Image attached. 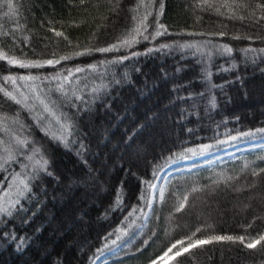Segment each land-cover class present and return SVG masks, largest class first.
I'll return each mask as SVG.
<instances>
[{"label":"trees","instance_id":"obj_1","mask_svg":"<svg viewBox=\"0 0 264 264\" xmlns=\"http://www.w3.org/2000/svg\"><path fill=\"white\" fill-rule=\"evenodd\" d=\"M148 12L144 35L159 25L166 33L121 46ZM111 45L117 49L96 51ZM0 53L25 63L59 60L29 68L0 60V88L21 98L34 81L41 99L63 102L75 125L65 146L0 92V115L18 113L32 125L30 140L51 173L33 181L22 155L0 160V205L11 212L0 214V264H93L120 246L107 264H151L194 232L193 240L244 236L246 243L264 235V102L242 110L252 84L264 82V0H0ZM7 127L0 139L16 134L11 121ZM243 144L171 176L149 211L151 185L165 168ZM17 173L30 191L8 186ZM69 179L85 184L75 190L81 208L73 200L57 205ZM168 264H264V241L247 248L213 240Z\"/></svg>","mask_w":264,"mask_h":264},{"label":"snow or ice","instance_id":"obj_2","mask_svg":"<svg viewBox=\"0 0 264 264\" xmlns=\"http://www.w3.org/2000/svg\"><path fill=\"white\" fill-rule=\"evenodd\" d=\"M9 8L12 7L11 4L8 5ZM140 7V5H138ZM162 11V6H161ZM148 15H151L150 12L146 13V15L143 16V18L139 21L137 27L133 28L131 32H129L128 36L120 41L121 46H128L131 47L134 43L138 42L137 37L140 36L144 40L149 39H155L157 36L164 35L166 33V29L162 32L159 29H163V25H159L158 29L155 31V34H149L144 35L145 32L148 30V25L146 24ZM133 19L135 20L136 17L134 16ZM57 35H61V33H57ZM161 47H167V45H162ZM117 45H111L108 48H100L96 49V51L100 52H106V51H112L116 50ZM226 51H230V49H225ZM148 51H152L149 49ZM86 53H76V55H84ZM133 55H139V53H133ZM69 57H61V59H68ZM128 57H125L124 59H127ZM0 60H7V63L9 65H19L20 67H43L45 64L47 65H54L56 63H59V60H46L44 62H29L25 63L23 61L17 60L15 58H10L6 54L0 53ZM77 72L82 71V69L77 68ZM22 80H34L39 79L38 77H20ZM5 82H11L15 84L16 78L7 76L4 77ZM15 91V90H14ZM14 91H8L6 89L0 88V92L3 93V97H5L7 100H10L14 102L16 105H20L21 108L27 110L30 114H34L33 116V122L36 124L41 131L44 132L46 136H48L51 139H55L58 142H62L65 144V146L68 145L69 137L72 136L75 132V125L73 124L71 118L65 114L62 111L63 102L61 105H56L54 101L41 99L40 95L34 94L32 97L26 96L23 93H19V96L21 98H18L17 94H14ZM35 93V90H33ZM30 99H33L37 101V104L30 105L28 101ZM75 100H82L81 97H74ZM74 101H70L69 103H73ZM11 121L12 124L17 126V132L15 135H11L10 139L4 140L0 139V150L4 153L3 156H0V160L3 161V164H8L10 161L16 160L17 156H23L26 158L30 163L25 164V168L32 169L30 179L35 181L41 179V173L45 175H51V173L47 172V165L48 160L44 157V155L41 153L40 148L35 146V142L30 140L31 132L30 128L32 125H26L21 122L19 114L14 113L11 116L8 115H0V127H3V130L7 133H11V130L8 129L7 125ZM55 125L56 131L52 132L50 126ZM21 133H27V135H21ZM207 147V146H205ZM3 164H0V168H3ZM6 170V169H5ZM5 179H9L8 177H5ZM2 183V182H0ZM13 184L23 185V188L25 190H31L29 186V181L26 179L20 178V174L17 173L10 181H9V187ZM152 188H155V185H151ZM192 191H198V189H192ZM20 195H24V191L20 192ZM163 190H161L158 193V197L160 200H163ZM4 196H8L7 190L4 191ZM157 198V194H153V199ZM184 200H187V195L184 196ZM120 203L119 198L117 199V204ZM20 201L17 200L13 203V207L19 206ZM184 203H181L179 207L176 208V211H180L183 209ZM18 211H23L22 208H17ZM0 214H7L11 215V212L9 211L8 207H5L3 205H0ZM201 229H196V232H200ZM196 233L194 232L192 236L186 237L184 240H178L176 243L172 244L170 248H168L167 251L163 253V256L158 257L157 260H153L152 264H166L167 259H173L174 257H169V253L172 252L173 249H177L174 256H180L184 253H187L190 251V249L197 248L199 246H202L204 244L211 243L213 240L215 241H239L241 244H244L247 248H254L257 244H259L261 241H264V235H260L258 239L254 240L253 242H247L245 241L244 236L239 237H233V236H213L210 239L207 240H201L196 239L193 240V236H195ZM13 239H18V247H21L24 244L23 238H16L13 237ZM186 241L187 246L186 247H180L177 246H183L185 245Z\"/></svg>","mask_w":264,"mask_h":264},{"label":"rangeland","instance_id":"obj_3","mask_svg":"<svg viewBox=\"0 0 264 264\" xmlns=\"http://www.w3.org/2000/svg\"><path fill=\"white\" fill-rule=\"evenodd\" d=\"M32 83L33 84H26L24 86V88H23L26 96L32 97L34 94H38L39 95L40 89H39L38 85L34 81H32ZM33 90H35V93H34ZM250 90H251V93H252L251 96H252V101L253 102L252 101L251 102L248 101L247 104H246V107L242 108V110L244 112H247V113L249 112V108L250 109L256 108V105H255L256 103L264 102V82L261 81V82H257V83L252 84ZM134 101L139 102V100L136 99L135 97H134V100H132L133 104H134ZM30 102L33 105L37 104V101H35L33 99H30ZM151 104L152 103H147L146 102V104H144L145 109L148 108L149 106H151ZM107 121H108V119H107ZM242 146H244V144L243 145L234 146V147H230V148H226V149H224L222 151H216L214 153H207V154L202 155L200 157L193 158V159H188V160H185V161H182V162H179V163L172 164L169 167H167L159 175V177H158V179H157V181L155 183L156 187L153 188V190H152V198H151V202H150V208L152 207V205L154 204V202L156 200V199H153V194H157V197H158V193L161 190L164 189L167 180L171 176H173L174 174H176L177 172H179L181 170H191V169H193L194 168V164H196V163L205 162V161H215V160H219V159H221V158H223L225 156L233 155ZM103 162H105L104 159H103ZM101 170L105 171L102 168H101ZM164 171H166V172L164 173ZM62 173L65 175L64 177H66V173L65 172H62ZM95 182L97 184V180ZM83 185H85V184H82L80 182H77V181H74V180H71V179H69V181L67 182L65 187L60 185L59 188H58V190L60 191V194H58V199L56 200L57 201V205H59L63 209L65 203H67L69 200H73L75 202L74 205L76 207H78V208H81L84 199L81 200V201H77V199L75 197V190H77L76 187H82ZM86 187H87V191H89V194L91 195V197L97 199L99 194L94 191V185L93 186L92 185L91 186L86 185ZM93 203H95V200L94 201L91 200L90 205L93 204ZM77 219L79 220V217H77ZM49 222L50 223L52 222L50 218H49ZM75 224L76 223H74L72 225H75ZM120 249H121V246L118 247L117 249H115L114 251L110 252V253L102 255L101 257H99L94 262V264H107V263H109L110 262L109 257L111 255L117 253ZM174 254H175V251L172 250V252L169 253V257H175ZM171 260L172 259H167L166 264H168ZM130 264H134V262H131Z\"/></svg>","mask_w":264,"mask_h":264},{"label":"bare ground","instance_id":"obj_4","mask_svg":"<svg viewBox=\"0 0 264 264\" xmlns=\"http://www.w3.org/2000/svg\"><path fill=\"white\" fill-rule=\"evenodd\" d=\"M166 171H164V173H165Z\"/></svg>","mask_w":264,"mask_h":264}]
</instances>
